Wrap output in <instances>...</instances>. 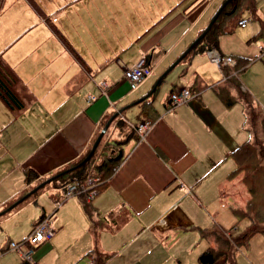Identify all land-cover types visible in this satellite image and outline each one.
<instances>
[{
	"label": "crops",
	"instance_id": "crops-1",
	"mask_svg": "<svg viewBox=\"0 0 264 264\" xmlns=\"http://www.w3.org/2000/svg\"><path fill=\"white\" fill-rule=\"evenodd\" d=\"M34 1L44 15L27 0H5L0 12V55L33 98L17 115L0 99V264L20 263L21 255L8 250V243L24 238L42 216L50 218L54 235L33 247L31 264H47L57 253L62 257L56 264L92 255L101 257V264H200L199 255L217 245L215 226L226 236L243 233L250 221L234 211L244 210L246 193L241 174H232L230 156L247 138L241 105L227 108L218 97L215 86L223 71L206 51L172 65L224 0H164L161 5H154L156 0ZM255 4L259 19L246 32L248 42L264 24V0ZM42 16L56 20L48 24ZM222 35L217 52L250 59L239 74L241 87L264 110V63L256 60L262 56L260 41L252 57L232 55L221 49ZM142 56L151 70L131 89L116 60L134 64ZM101 81L108 85L105 93ZM161 82L164 88L157 94ZM182 88L193 93L172 107L170 93ZM109 119L97 152L113 156L110 149L118 146L121 156L116 155L111 175L92 198L73 196L82 207L66 221L75 232L65 251L66 213L55 212L69 198L56 207L63 187L55 174L88 153ZM143 120L152 124L139 141L134 127ZM40 180L49 181L30 192ZM249 241L237 249L236 264ZM245 254L240 264H264ZM213 264L226 263L219 256Z\"/></svg>",
	"mask_w": 264,
	"mask_h": 264
},
{
	"label": "trees",
	"instance_id": "trees-1",
	"mask_svg": "<svg viewBox=\"0 0 264 264\" xmlns=\"http://www.w3.org/2000/svg\"><path fill=\"white\" fill-rule=\"evenodd\" d=\"M27 1L36 10V12H38L40 15H44L40 11L39 6L34 0ZM4 3L5 0H0V12L4 6ZM244 10L249 12L250 19H259L256 14L257 9L255 0H228V2L221 8L218 16L213 21L210 28L194 45H192V47L188 49L183 58L185 56L191 55L192 53L203 51L207 52L212 48L217 49L219 36L231 32V28L230 30H228L226 26L227 23L237 22L235 20L237 18L240 19L241 14ZM42 18H44V21L46 20L48 24L51 22L44 16H42ZM52 28L54 30V34L59 38L64 46H66V48L74 55V57L83 65L84 60L81 58L79 53L72 47V45L66 40L63 34L56 27L52 26ZM263 36L264 24L262 23L258 33L253 36V40L262 38ZM233 59V64L219 65V68L223 70L222 75L224 78L220 82H218L217 86L215 87L218 97L227 108L232 107L235 104L241 105L242 108V127L247 132V138L230 152V156L235 163V169L232 174L234 175V173L242 170L244 173L243 181L247 185L248 191L252 194V198L247 203V205L245 204L244 210H237L234 211V213L238 218L247 217L250 221V226H248L246 230L239 236H236L234 238H232V236H227V239L224 238V235H226L225 231L222 230L219 226H215L212 229V232L215 235L217 244H223V248H219L218 246H216L215 248L209 247L205 249L198 257V261L200 264H213L219 256L224 257L226 264H236L235 253L237 249L241 246L246 245L250 237L256 233H260L264 236V205H261L260 203L255 201V191H252L254 188H256L254 187L253 180L258 183L259 177H262L261 175L259 176L258 170H260L261 168L258 160L261 157L264 158V141L260 143L256 142V137L254 135L255 133L253 134L250 131L248 125V120L251 123L255 122V119L261 120L259 116L262 117V121L264 122V110L258 105V103H256V100L253 98V96L249 92L242 90L241 87L239 74L247 66V64L251 62L250 59L238 57ZM259 59H261V61L264 63V54ZM189 91L190 93H193V90L189 89ZM0 99L14 115H17L22 110H24L33 100L31 94L26 91L24 84L18 78L11 66L1 57V55ZM141 101L140 103L145 104L144 100ZM148 109L149 108H146V110ZM146 121L152 124V121ZM260 130L262 131L264 136V123L263 127L261 126L259 128V135H257L256 133L257 136H260L262 134ZM97 146L88 160L80 163L84 158L82 157L80 161L74 163L72 166L56 173L54 179L63 180L65 184L70 181H77L81 183L89 175L94 174V176L98 177L101 180V183L99 185L103 184L104 182L102 183V180L109 177L113 171V168L115 167V164L117 162H115V158L117 157L116 155L118 154L119 156H121V149L118 146L111 148V152L115 153L113 156L103 155L101 160L98 163H95V160H97V157L99 156L96 155V153L99 154V152H97ZM109 147L110 146H108L106 149H109ZM12 204H10L7 208H9ZM84 210L89 216L91 215V209H89L86 203L84 206ZM228 239L233 241L234 244L231 245ZM91 258L96 264L102 263V258L98 257V255L97 257L95 255H92ZM18 264H31V262L26 259H22Z\"/></svg>",
	"mask_w": 264,
	"mask_h": 264
},
{
	"label": "rangeland",
	"instance_id": "rangeland-1",
	"mask_svg": "<svg viewBox=\"0 0 264 264\" xmlns=\"http://www.w3.org/2000/svg\"><path fill=\"white\" fill-rule=\"evenodd\" d=\"M167 1H169V0H167ZM157 3H159L161 5L162 3H164V0H156V1H154V5H156ZM249 16H250V14L246 10H244L242 12V14H241V17H244V18H247L248 19V23H247V25H246L245 28L244 27H241V26H239V25L236 24L241 19V17H240V19L237 18L235 20L237 22H229V23H227L226 26H227L228 30H230V28H231V32L225 33L224 35H222V37L219 40V43H220L221 49H223V52L229 53V54H232V55H236V54H239L240 53V55H246L247 57H252L257 52V50H256V44H258L257 42L260 41V43L257 45L258 47L261 44L264 45V40H262V39H256V40H252V41L248 42L249 41V39H248L249 38L248 37L249 34L246 35V32H248V28H251V25L254 22H256L255 20L250 19ZM53 18H55V17H53ZM53 18H51V21H55L56 20V18L54 20H53ZM256 60L258 61V60H261V59H256ZM214 66L215 67H218L216 64H214ZM173 70H172V74H173ZM170 73H171V70L167 74L164 75V78H168L169 76H171ZM212 73H213V71H212ZM249 73H250V71L247 72V75ZM164 84L165 83L162 84V82H161L160 84L157 85V91H156L157 94H159L160 91H163L161 89H162V87H163ZM106 89H104L102 92L105 93L106 92ZM168 90H169V88H168ZM261 100L264 103V95L261 97ZM258 115H260V114H258ZM259 117L261 118V120L260 119H255V122H253V123H251L248 120V125H249V128H250V131L253 134L255 133L254 135L256 137V142H259L260 143V142H263L264 141V136H263L262 131L260 130L261 133H262V134L260 133L261 134L260 136H257V135H259V128L261 126L263 127V123L264 122L262 121V117L261 116H259ZM234 125L236 126V124H234ZM255 125H257V126H255ZM256 133H257V135H256ZM106 148L107 147H105L104 152L106 151ZM96 155H103V153L102 152H100L99 154L96 153ZM118 157H120V156H118ZM229 160H231V159H229ZM258 163H259L260 168H261L260 170H258L259 171V176L261 175L262 177H259L258 183L253 180L254 187H256V188H254L252 191H255V193H254V195H255V197H254L255 201L258 202V203H260L261 205H264V158L261 157L258 160ZM236 174H241L240 179H241L242 184L244 185V191L246 193V195H245L246 196V202H245V204L247 205V203L252 198V194L248 191V187H247V185L243 181V175H244L243 171L241 170V171H238V172L234 173V175H236ZM90 176L96 177V176H94V174L93 175H89L88 177H90ZM48 181L49 180H44V181L41 182V180H40V181H37V183L35 185H37V186H41L42 185L43 186ZM58 182H59L58 183V186H62L63 187V193H62V198H59V200L55 202L56 207L57 206L59 207L60 204H61V202L63 200L65 201L66 199L69 198L65 202L63 201L64 203L60 206L59 210L57 212H55V215L56 214H59V211L60 210L62 212L61 214H63V215H65V213H66L65 218L63 220V223H64L63 229L66 232L65 241L63 243V245H64L63 249H65V251H67L72 246V245H70L71 242H72V235L71 234L74 233L75 230H74L73 225L72 224H68L66 221H68V220H70L72 218L73 213L76 211L77 206L79 205V206L82 207V205L79 204V202H78L77 199H73L74 198L73 196H77L78 193H75L74 195H71V196L65 198L63 196V194L65 192V188H66L67 183L65 184V182L63 180H58ZM100 183H101V180H100ZM81 195L85 198V195L84 194H81ZM87 200H89V199H87ZM68 209H69V211H68ZM57 223H58V221H57ZM249 226H250V224H249ZM61 229L59 231V234L62 231ZM254 235H257V234H254ZM254 235H252V237H251V239L249 241V248H247V253L246 254L244 253V254L246 256H248V254H250L251 256H258L259 259L262 261V260H264V236L262 234H258L257 236H254ZM224 238L227 239L228 237L226 235H224ZM232 238H234V237L232 236ZM228 240L230 241V244L231 245L234 244L233 241H231L230 239H228ZM216 246H218L219 248H223L222 247L223 244H221V243L220 244H217ZM7 248L9 250V247H7ZM244 254H241L239 256V258H237V264H240L241 261H242V263L245 262L246 258L244 256ZM34 257H36V256H33L32 257V255H31V259L32 260L30 262H32L33 259H35ZM61 257H62V253H57V256L55 255L53 257V260L52 261H50V260L47 259V261H48L47 264H56V263H58V259L61 258ZM21 258L24 259L22 256H21ZM26 260H28V259H26ZM87 261H90V259H87V260H79L75 264H85V262H87ZM93 263L96 264L94 262V260H93ZM38 264H39V262H38Z\"/></svg>",
	"mask_w": 264,
	"mask_h": 264
},
{
	"label": "built area",
	"instance_id": "built-area-1",
	"mask_svg": "<svg viewBox=\"0 0 264 264\" xmlns=\"http://www.w3.org/2000/svg\"><path fill=\"white\" fill-rule=\"evenodd\" d=\"M55 18H53L54 20ZM248 22L247 18H241L238 21V25L244 27ZM260 55L264 54V45H259ZM208 58L211 62L218 67L220 64H233L234 59L229 55H222L212 48L207 51ZM122 67V75L125 81L128 83L131 89H134L138 84L143 81L150 73V66L145 62V57L142 56L141 60L134 64H127L123 61L116 60ZM105 81L100 82L101 90L107 88ZM191 93L189 89L182 88L170 93V103L172 107L187 102ZM94 96L88 95L87 100H93ZM151 123L148 121H139L135 125V131L138 136V140H143L149 129ZM100 184V180L97 177H87L84 182L70 181L67 183L63 196L65 198L74 195L75 193L84 194L85 198L90 199L95 194V187ZM54 235V229L50 226V218L48 216H42L38 221L34 223L29 233L19 241H10L8 243L9 249L16 250L24 259L31 261V254L33 247L48 240ZM85 264H94L93 260L85 262Z\"/></svg>",
	"mask_w": 264,
	"mask_h": 264
},
{
	"label": "water",
	"instance_id": "water-1",
	"mask_svg": "<svg viewBox=\"0 0 264 264\" xmlns=\"http://www.w3.org/2000/svg\"><path fill=\"white\" fill-rule=\"evenodd\" d=\"M228 2V0H224L222 3H221V5L219 6V8L216 10V12L213 14V16L211 17V19L209 20V22L207 23V25L205 26V28L202 30V32L195 38V40H193L190 44H189V46L186 48V50L179 56V58H177V60L172 64V65H174L175 63H177L178 61H179V59L181 58V57H183L185 54H186V52L188 51V49L190 48V47H192V45H194L205 33H206V31L210 28V26H211V24L213 23V21L216 19V17L218 16V14H219V12H220V10H221V8L226 4ZM172 67V66H171ZM168 69H170V68H168ZM158 80H159V78H158ZM157 80V81H158ZM109 122H110V119L104 124V126L102 127V129L100 130V132H99V134L97 135V137H96V139L94 140V142H93V144H92V146H91V149L88 151V153L84 156V158L81 160V162L80 163H83L84 161H86V160H88L89 158H90V156H91V154L93 153V151H94V149L96 148V146H97V144L99 143V141H100V139H101V137H102V135L104 134V132H105V130L107 129V127H108V124H109ZM38 188V186L37 187H35V188H33L30 192H32V191H35L36 189Z\"/></svg>",
	"mask_w": 264,
	"mask_h": 264
},
{
	"label": "bare ground",
	"instance_id": "bare-ground-1",
	"mask_svg": "<svg viewBox=\"0 0 264 264\" xmlns=\"http://www.w3.org/2000/svg\"><path fill=\"white\" fill-rule=\"evenodd\" d=\"M85 180H86V179H85ZM85 180H84V181H85ZM84 181H83V182H84ZM95 191H96V187H95Z\"/></svg>",
	"mask_w": 264,
	"mask_h": 264
}]
</instances>
